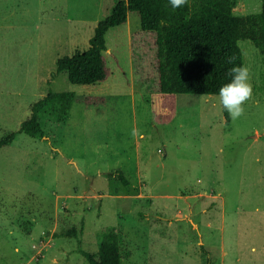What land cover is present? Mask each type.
<instances>
[{"label": "rangeland", "instance_id": "1", "mask_svg": "<svg viewBox=\"0 0 264 264\" xmlns=\"http://www.w3.org/2000/svg\"><path fill=\"white\" fill-rule=\"evenodd\" d=\"M117 1L0 0V139L49 90L105 97L74 102L63 120L42 113V137L21 132L0 147V264H88L78 249L97 253L109 229L121 264H264L259 49L237 42L253 85L240 118L225 123L218 95L187 93L170 123H154L133 67L137 12L105 33L107 80L75 85L56 72L57 58L88 48ZM233 9L258 13L261 0Z\"/></svg>", "mask_w": 264, "mask_h": 264}, {"label": "trees", "instance_id": "2", "mask_svg": "<svg viewBox=\"0 0 264 264\" xmlns=\"http://www.w3.org/2000/svg\"><path fill=\"white\" fill-rule=\"evenodd\" d=\"M233 5L234 0H186L183 6L173 9L169 0H119L110 14L97 22L86 50L56 59V72L64 71L75 85L107 80L111 71L103 54L105 33L124 24L128 11H135L140 18V32L132 37L135 74L149 92L152 121L168 124L175 117L178 94L217 95L221 85L231 79V67L244 65L238 40L249 39L264 62V0L260 12L254 14L235 15ZM74 102L97 106L105 103V97L49 90L31 105L29 117L20 122L19 128L0 139V147L21 132L42 137L39 115L56 114L63 120ZM222 110L229 124L230 117L223 107ZM65 234L76 236V231ZM201 248L210 263L208 252ZM78 252L88 264H121L118 236L111 229L100 234L97 253L81 248Z\"/></svg>", "mask_w": 264, "mask_h": 264}, {"label": "clouds", "instance_id": "3", "mask_svg": "<svg viewBox=\"0 0 264 264\" xmlns=\"http://www.w3.org/2000/svg\"><path fill=\"white\" fill-rule=\"evenodd\" d=\"M173 9L180 8L186 0H169ZM229 63H232L231 58ZM231 79L221 85L218 90L219 102L227 111L231 120L240 118L245 111L244 104L253 96V85L250 79V69L242 64H234L230 69Z\"/></svg>", "mask_w": 264, "mask_h": 264}]
</instances>
